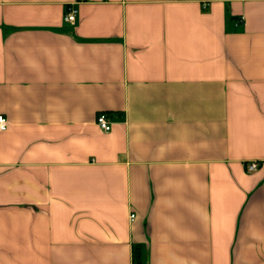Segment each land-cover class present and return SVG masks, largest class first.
<instances>
[{
  "label": "crops",
  "instance_id": "1",
  "mask_svg": "<svg viewBox=\"0 0 264 264\" xmlns=\"http://www.w3.org/2000/svg\"><path fill=\"white\" fill-rule=\"evenodd\" d=\"M0 115V264H264V0H0Z\"/></svg>",
  "mask_w": 264,
  "mask_h": 264
},
{
  "label": "built area",
  "instance_id": "2",
  "mask_svg": "<svg viewBox=\"0 0 264 264\" xmlns=\"http://www.w3.org/2000/svg\"><path fill=\"white\" fill-rule=\"evenodd\" d=\"M78 1L81 2V1H87V0H78ZM76 14H77V9L74 7H71L68 11V14H66V16H65V19L67 21H74ZM96 122L100 126V128H102L103 130L110 131L111 124L108 122L107 116L105 113H100L97 116ZM7 127H8L7 119L3 115H0V131L6 130ZM257 168H258L257 162H251L247 165V170L250 172L255 171ZM132 216H134V215H132Z\"/></svg>",
  "mask_w": 264,
  "mask_h": 264
}]
</instances>
